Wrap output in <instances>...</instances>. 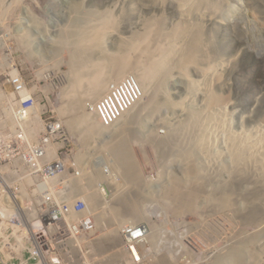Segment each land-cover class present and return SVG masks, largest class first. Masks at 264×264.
Segmentation results:
<instances>
[{
  "label": "rangeland",
  "instance_id": "374dc122",
  "mask_svg": "<svg viewBox=\"0 0 264 264\" xmlns=\"http://www.w3.org/2000/svg\"><path fill=\"white\" fill-rule=\"evenodd\" d=\"M1 1L4 4L5 0ZM6 2L8 3V0ZM184 2L181 6L179 0H19L17 5L11 4L10 8L6 9L1 4L0 51L4 49L8 58L7 71L10 73L15 69L21 81L26 84V88L39 99L38 111L42 113L43 108L52 109L54 112L49 114L63 122L67 132L66 140L62 142L57 139L52 145H63L59 159L63 164L68 161L65 173L70 175L76 167L83 177L84 170L104 162L103 154L107 155L106 158L112 157V151L108 144L104 146L101 143L103 138L100 137H89L87 143H84L80 134L67 125L69 114L60 115L57 110L59 107H65L69 101L66 91L70 89L69 76L72 74L73 66L75 67L72 59L77 48L75 39L72 41L69 39L62 45L58 43V39L65 25L67 27V24L80 14L76 11V5H81L80 12L85 13V17L77 19L86 30H90L94 24L104 23L106 26L105 44L98 45L96 47L98 49H93L91 43L88 44L99 60L109 61L106 69L110 68L111 54L114 53L119 40L130 37L140 41L139 30L146 17H151L153 22L158 21L153 25L157 39H164L161 33L169 32L175 26H182L185 18L204 25L213 44L203 53L218 55L220 62L205 72L195 64L189 65V76L180 69L178 71V68H169L165 71L163 74L166 73V78L161 80L166 82L173 100L183 101L180 103L181 106L167 103L145 112L144 126L131 137V148L137 158L141 176L144 180L148 178L145 181L149 184L142 191L133 186L135 206L142 209L143 215L139 218L134 217V222L130 224L146 223L149 226L148 234L141 246L144 264H152L153 259L165 254H170L174 258L176 262L174 264H212L217 257L222 259L221 264H229L223 255L241 244L252 246L253 249L250 248L253 256L243 253L244 258L233 260L234 264H245L249 259L254 261L253 264H264V214L262 211L256 215L249 210L253 193L247 191V182L242 175L236 177L237 173L230 172L229 169L235 163V159L229 156L226 144L231 134L244 133L251 136L252 131H257L255 133L259 135L264 130V0ZM107 9V15L103 16L102 13ZM6 10L7 12L2 13ZM161 20L164 29L161 28L158 33L157 25ZM90 24L92 26L89 28ZM135 30L139 32V36ZM180 46L185 59L200 56L194 52L195 49L190 48V43L185 42L184 46L182 44ZM137 51L134 53L132 50V56L138 55L144 60L145 57L143 58L140 50ZM80 71H85V68ZM135 72L139 75L141 70L133 69V72L126 74H134L138 78ZM189 77L197 80L199 88L195 86L191 89ZM2 78L6 79L4 75ZM142 87L143 96L141 99L137 97L138 103L143 99L142 103L148 102L151 97V92L145 95L144 86ZM7 88L11 94L12 104L18 106L20 96L15 86L7 83ZM209 88L218 90L225 96V100L212 109L216 117L214 115L206 119L205 113L209 109L205 107L204 96ZM84 98V108L87 110L86 103L89 99L87 96ZM192 106L201 109L203 117L196 126L198 130L193 127L194 130L187 131L181 147L175 150V145L166 144L167 148L163 150V145H160L154 136H148L166 135L170 128L167 126L168 123L173 125L177 124L176 121L184 120ZM212 111L210 109L207 114ZM87 112L91 113L88 110ZM29 125L35 129L33 137L29 139L33 141L42 135L43 121L35 120ZM203 125L205 129L208 128L213 144L209 146L204 143L206 152L197 148L196 157L209 184L202 186L199 180L194 179L196 182H192L189 189L196 195V204L177 207L176 197L174 199L171 195L172 186L176 184H173V178L182 176L185 159L181 151L195 140ZM218 127H221L220 131L214 130ZM145 130H149L150 133ZM53 158L56 157H51ZM80 180L83 181V178ZM220 182H225L221 183L223 187L218 185ZM223 195L228 197L229 204L226 206H222L220 202ZM6 225L8 226V223L0 219V264H11L6 263L10 256L15 258L13 261L18 262L25 250L24 247L17 246L18 232L7 229ZM10 244L17 248L16 251H11Z\"/></svg>",
  "mask_w": 264,
  "mask_h": 264
},
{
  "label": "bare ground",
  "instance_id": "6f19581e",
  "mask_svg": "<svg viewBox=\"0 0 264 264\" xmlns=\"http://www.w3.org/2000/svg\"><path fill=\"white\" fill-rule=\"evenodd\" d=\"M18 1L19 0H8L7 3L5 0L4 5L0 0V5L3 4V6H5L4 9H6L10 8L9 5L11 4L16 3L15 5H17ZM184 1L185 0H179L181 6L185 3ZM201 5H203V3ZM81 7V5H76V11L80 13L77 16L78 19L85 17V13L80 12ZM3 12H7V10L2 11V13ZM107 13L108 9L105 10L102 15H107ZM77 18L71 20L70 23L67 24V27L65 25V28H63V30L60 32L61 35H58L60 37V39H58L59 44L62 45V43L69 39L71 41L75 39L76 42L74 43L76 44L77 48L76 55L72 59L73 65H75L76 68L73 66L72 74L69 76L70 89L66 91V96L69 98V101L65 107H59L57 110L60 115H65L66 113L69 114L66 120L67 125L71 130H76L80 134V137L84 143H87L89 137L103 138L101 143L104 146H107V144L109 145L108 147H110L112 151V157L106 158L107 155L103 154L102 156L105 161L100 163L104 165L108 164V166L111 165L114 169L115 176L113 180H110L111 182H109V187L112 191V197L109 203L102 201V197L98 189V184L100 181H102V176H104L100 172L99 164L92 166L89 170H84L83 174H85L84 176L87 179L86 182L78 180L70 183L68 186H64L59 190V195L60 198L65 201L66 207H69L73 197V193L71 190H69V188L72 190L76 189L79 191H85L90 205L95 211L97 226L98 228L101 227V230H103L101 235L95 240V246L97 249L104 251L116 248L120 244L118 228L122 224L133 223L135 220L134 217L139 218L143 215V211L141 212L142 209L140 210L138 209L139 206H135V201L133 200V186L135 188L137 187V189L139 188L138 190L142 191L148 186L149 182L145 181L148 180V178L145 180L142 178L137 158L131 148V137L133 133L140 132L139 128L144 126V121L146 118L145 112L155 110L167 103H171L172 106H179L180 103L183 102L182 100L175 101L173 100V97L170 96L166 82L161 80L166 75V73L165 75L163 73L169 68H178V71L180 69L181 72L189 76V65L193 66V64L197 65V67L205 72L220 62V57L216 54L212 55V53H210V55H205L203 53L208 46H212L213 40L208 37V30H206L204 25H202L200 22H194L191 19L185 18L184 24L182 26L178 25L169 30V32L166 31L164 34L161 33L164 39H157L153 25L157 24L158 21L153 22L151 17H146L143 19L142 26L139 30L140 36L138 35L139 32H136L135 30L140 41H135L130 37L119 40L114 53L111 54L110 68L106 69L107 63H109V61L106 62L101 59L99 60L93 52V49H98L96 48L98 45L103 46L105 44L107 34L105 24L100 23L94 24L93 26L90 24L89 28L91 26L92 27L90 30H86L83 27V24L80 23ZM157 26V32L159 33L160 30H162L161 28H163V20H161ZM185 42L186 44L190 43V48L195 49L194 52L200 54L198 58H195L196 56H193L189 59L187 57L186 59L183 57L180 44L184 46ZM89 43H91V47H93V49H90V46L88 45ZM132 50L133 52H138L137 50H140L139 52L143 55V58L145 57L144 60L138 55L137 57L132 56ZM83 68H85V71L81 72L80 69ZM133 69L141 70L139 75L136 72L135 73L138 75L142 86H144L145 95L148 92H151L149 101L142 103L144 101L143 99L138 103L137 100L139 98L132 97L133 108L125 116H123L117 124L109 127L102 125L96 114L88 113L84 108V99L86 98H84V96H87V98L92 101L97 100L108 89L107 86L110 81L122 78L127 72H133ZM188 82L192 86V88L190 87L191 89H194L195 86H198L197 88H199L200 84L198 85L197 80L189 77ZM20 93L22 95L25 94L23 93V89L20 90ZM224 100L225 96L218 90L209 88L205 91L204 103L205 107L209 109V111L210 109L212 111V109L218 107V105H220V103ZM188 106L190 105L188 104ZM189 111V114L187 117L185 116L186 118L184 120H180V122L176 121L177 124L173 125L168 123L169 125L167 126L170 128L166 133L167 136L160 134H156V136L154 134H149L148 136H154L153 138H155V140L160 145H163V150H165V147L167 148L166 144L175 145V150L179 148V146L181 147L184 141L183 138L187 131L190 129H196V126L203 117L201 109L196 106H192ZM213 111L210 114H207L208 112H204L206 119L214 117L216 113H213ZM207 129H205L203 125L196 134L195 140L193 142L189 141L191 144L187 146L184 151H181L183 152L185 159V162L182 165V176H175L173 178V184H176L175 186H172L173 195H171L172 198L174 197V199L176 197L177 207L196 204V195L194 191L189 189L190 184L192 182H196L194 179L199 180L198 182L202 186L209 184L207 183L209 181L205 178L206 175L204 176L202 173V169L199 166V160L196 157L198 153V150H196L197 148H200L202 151H204V143L209 146L213 144L209 134L210 132ZM220 129L221 127H218L214 130L220 131ZM196 130H198V128ZM145 131L150 133L149 130ZM34 132L35 129H32V125H28L27 127L26 124L25 138L29 140L33 137ZM255 132L257 131H252L251 136H248L244 133L231 134L227 139L226 144L228 146L229 156L235 159V163L229 170L230 172L237 173L236 177L242 175L245 178V182H247V191L249 193L250 191L253 193V198L249 202V210L255 212L256 215H258L262 211L264 214V130L259 135ZM139 135L141 136V134ZM141 138L143 139V136ZM57 147L58 145L51 147V150L48 153L49 157L56 156V150H58ZM174 152L176 153V151ZM61 166L62 168L63 166L68 167V161H65L64 164L62 162ZM221 183L225 182H220V184H218L223 187L224 185ZM220 202L222 206L228 205V197L223 195ZM151 236L152 235H150V237ZM142 244L143 242L141 243V246ZM236 245H238V243ZM250 247L252 248V246H244L243 244L236 247L234 246L233 248L230 247V253L224 254L223 258L226 259L229 264H234L233 260L244 258L242 256L243 253H245L247 256H253V248L251 249ZM115 257L118 258L119 255L115 254ZM221 260V258L217 257L212 264H221ZM174 262V258L170 254H165L153 259L152 264H174ZM253 263L254 261L250 259L247 261V263L245 262V264Z\"/></svg>",
  "mask_w": 264,
  "mask_h": 264
},
{
  "label": "built area",
  "instance_id": "2783aa9c",
  "mask_svg": "<svg viewBox=\"0 0 264 264\" xmlns=\"http://www.w3.org/2000/svg\"><path fill=\"white\" fill-rule=\"evenodd\" d=\"M8 65L6 53L2 50L0 219L8 223L7 229L18 232L17 246L24 247L25 250L18 262L13 261L15 258L10 256L6 263L142 264L144 258L141 243L147 235L145 224L120 226V244L116 248L102 251L95 246L100 232L87 194L69 188L73 193L72 201L69 207L63 203L65 201L60 198L59 190L81 178L84 180L78 168L75 167L69 175L64 172L61 161L48 158L52 142L55 139L66 140L67 132L61 122L49 116L44 121L41 137L33 141L25 138V125L37 117L39 99L25 88L18 75L14 76L7 71ZM7 83L13 84L19 93L18 106H14L10 100ZM21 89L24 95L20 93ZM142 96L143 89L138 79L128 74L110 83L107 91L98 100L88 102L87 107L99 116L104 126H112L133 108L132 97L141 99ZM45 112L47 110L43 113ZM101 170L104 183L114 178L115 174L110 166H102ZM99 191L102 201L109 203L110 191L103 184H100ZM10 247L12 252L17 249L11 244ZM115 254L119 257L116 258Z\"/></svg>",
  "mask_w": 264,
  "mask_h": 264
},
{
  "label": "clouds",
  "instance_id": "9594fccd",
  "mask_svg": "<svg viewBox=\"0 0 264 264\" xmlns=\"http://www.w3.org/2000/svg\"><path fill=\"white\" fill-rule=\"evenodd\" d=\"M4 50V49H3ZM2 51V50H1ZM7 62H8V58H7ZM8 64H9V62H8ZM9 66V65H8ZM10 73H12L14 76H17L18 74H17V72H16V70L15 69H13V70H11L10 71ZM128 74H130V73H128ZM128 74H126V75H128ZM126 75H124V76H126ZM132 75H134V74H132ZM123 76V77H124ZM135 76V75H134ZM122 77V78H123ZM136 77V76H135ZM122 78H120V79H122ZM137 78V77H136ZM120 79H118V80H120ZM138 79V78H137ZM118 80H112V81H110L109 82V84H108V86L110 85V83H112V82H115V81H118ZM139 81V80H138ZM23 82V81H22ZM139 83H140V81H139ZM25 84V83H24ZM140 85H141V83H140ZM108 86H107V88H108ZM141 87H142V85H141ZM25 88H26V84H25ZM27 89V88H26ZM142 89H143V87H142ZM28 90V89H27ZM30 93H31V90H28ZM107 91V90H106ZM105 91V92H106ZM32 94V93H31ZM33 95V94H32ZM35 98H37V96H35V95H33ZM101 97V96H100ZM99 97V98H100ZM98 98V99H99ZM97 99V100H98ZM94 101H96V100H94ZM94 101H92V100H89V101H87V103L88 102H94ZM87 103H86V108H87V110L88 111H90L89 109H88V107H87ZM38 106H40L39 104H38V101H37V107H36V115H37V117L31 122V123H26L27 124V126L29 125V124H32L35 120H41V121H43V126H44V121L46 120V117H49V116H53V115H50L49 113L50 112H54V110H49L48 108H43V110H42V113H40L39 111H38ZM45 110H47V112H45V113H43ZM91 113H92V111H90ZM94 114H96L95 112H93ZM49 114V115H48ZM127 114V113H126ZM125 114V115H126ZM40 115H42V118H40ZM97 115V114H96ZM124 115V116H125ZM97 117H98V119H99V121H100V118H99V116L97 115ZM53 118L55 119V120H57L54 116H53ZM122 119V118H121ZM120 119V120H121ZM57 121H59V122H61L60 120H57ZM101 122V121H100ZM62 124H63V122H61ZM102 124V123H101ZM117 124V123H116ZM103 125V124H102ZM115 125V124H114ZM63 126H64V124H63ZM113 126V125H112ZM25 127H26V125H25ZM107 127H109V126H107ZM44 128V127H43ZM65 128V127H64ZM42 132H43V129H42ZM42 136V135H41ZM40 136V137H41ZM39 138V137H38ZM37 138V139H38ZM36 140V139H35ZM55 140H57V139H55ZM55 140L52 142V144H54V142H55ZM59 140V139H58ZM30 141H32V140H30ZM59 141H62V142H65V140H59ZM51 144V146H50V149H49V151L51 150V147L52 146H54V145H52ZM63 149V145H58V150H57V153H56V156H51V157H56L55 159L53 158L52 160H56V161H61L60 159H59V152L61 151ZM49 151H48V153H49ZM51 157H49L48 156V158L49 159H51ZM62 163V162H61ZM105 165H107L108 166V164H105ZM104 164H102V163H100V172L102 173V170H101V167L102 166H105ZM110 166V168H111V170H113L114 171V169H113V167L111 166V165H109ZM63 169H64V172H65V166H63ZM70 173V172H69ZM72 173V172H71ZM70 173V174H71ZM115 174V173H114ZM83 175V177H84V180L82 181V182H86L87 181V179H85V174H82ZM113 179H111V181H112ZM104 181H105V179L103 178V176H102V181H100V183H99V185H98V189H99V186H100V184H103L104 186H105V188H106V190L109 192L110 191V193H111V197H112V191H111V189H110V187H109V182H111L110 180H107L106 181V183H104ZM76 190V189H75ZM77 191H79V190H77ZM80 192H84L85 193V191H80ZM100 192V191H99ZM101 194V193H100ZM102 197V196H101ZM110 201H111V199H110ZM139 224H145L146 225V227H147V234H148V228H149V226L146 224V223H137V224H135V225H133V226H136V225H139ZM122 225H124V224H122ZM121 225V226H122ZM120 228V227H119ZM119 228H118V237H119ZM101 229H99V232H100V234H101ZM147 236V235H146ZM146 238V237H145ZM119 241H120V238H119ZM146 244H147V241H146ZM142 250V249H141ZM143 258H144V253H143ZM27 264H38V263H35V262H29V263H27ZM142 264H144V261H143V263Z\"/></svg>",
  "mask_w": 264,
  "mask_h": 264
}]
</instances>
